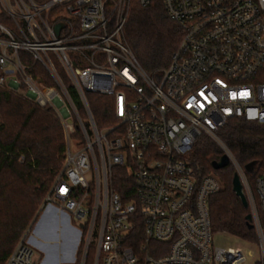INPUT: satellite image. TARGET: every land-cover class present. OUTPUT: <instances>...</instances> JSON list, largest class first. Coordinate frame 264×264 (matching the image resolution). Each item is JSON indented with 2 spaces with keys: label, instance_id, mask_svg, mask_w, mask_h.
<instances>
[{
  "label": "built area",
  "instance_id": "1",
  "mask_svg": "<svg viewBox=\"0 0 264 264\" xmlns=\"http://www.w3.org/2000/svg\"><path fill=\"white\" fill-rule=\"evenodd\" d=\"M161 3L181 37L167 66L147 72L122 36L130 0H0V84L18 89L23 83L24 94L61 122L63 165L45 203L79 222V264L92 239L93 264H245L240 248L212 245L208 198L221 185L213 174L197 178L188 155L207 134L236 165L216 133L233 118L264 124V0ZM20 50L54 85L26 73ZM85 92L113 97L114 126L97 129ZM113 166L131 173L128 200L113 188ZM236 172L258 236L254 264H264L256 204L243 170ZM255 186L264 212V172ZM4 264H34L25 238Z\"/></svg>",
  "mask_w": 264,
  "mask_h": 264
},
{
  "label": "trees",
  "instance_id": "2",
  "mask_svg": "<svg viewBox=\"0 0 264 264\" xmlns=\"http://www.w3.org/2000/svg\"><path fill=\"white\" fill-rule=\"evenodd\" d=\"M122 36L139 65L147 72H152L167 66L178 46L181 29L169 18L161 0H152L147 6H141L138 0H130ZM19 57L26 66V73L46 86L54 85L46 69L29 52L20 50ZM56 65L80 117L83 118L85 112L78 94L61 67ZM19 90L25 91L23 83H20L17 90L7 82L0 84V174L11 172L26 185L30 209L16 217L8 232L6 231L5 245L0 251V264H4L30 222L34 224L36 221V211L60 170L65 153L64 132L56 113L47 106L35 103ZM85 96L99 131L116 124L112 112V96L92 92H85ZM216 135L247 178L264 239V212L258 206L255 186L257 178L264 172V124L233 118ZM223 153L214 138L202 134L188 155L197 178L213 174L221 185L208 198L212 232H227L257 243L256 230L248 227L245 218L249 209L242 205L232 191L231 181L236 172L233 163L220 169L211 166V162L218 160ZM250 163L254 164L253 172H248L245 168ZM111 172L113 188L122 199L128 200L133 187L131 173L126 166H113ZM136 229L141 241L143 230L138 225ZM81 248L80 244L77 250L79 256ZM78 263L79 261L76 264ZM84 264H93V251L88 250Z\"/></svg>",
  "mask_w": 264,
  "mask_h": 264
},
{
  "label": "rangeland",
  "instance_id": "3",
  "mask_svg": "<svg viewBox=\"0 0 264 264\" xmlns=\"http://www.w3.org/2000/svg\"><path fill=\"white\" fill-rule=\"evenodd\" d=\"M19 91L23 92L21 90ZM85 118L86 116L84 115L83 119ZM62 165H63V161H62ZM62 165L58 173L55 175V177L61 172ZM236 167L239 166L237 164L234 165L235 171H236ZM46 194L44 195L36 211V215L38 216L41 212L42 206L46 204L45 203ZM28 195H29L28 192H26V185L22 183L19 179H17V177L13 173L7 172L5 174L4 173L0 174V251L3 249L5 245L4 235L8 232L10 228L9 226L11 225L13 220L16 217H18L21 213L29 211L30 202ZM72 223L77 225L76 220L73 221ZM32 226H33V222L31 221L30 224L22 233V235L20 236V238L18 239V241L21 238L26 237L28 231L31 230ZM95 245H96V240L92 239L89 250L93 251ZM212 245L214 247H220V248H240L244 253V255L246 256L245 264H254V261H257L260 257V252L256 243L246 241L236 235L227 232L214 231L212 234ZM80 256H82L81 253ZM80 256L79 254L77 255L76 253L77 262L79 261ZM40 258H41V253L36 249H33L34 264H41L42 261Z\"/></svg>",
  "mask_w": 264,
  "mask_h": 264
},
{
  "label": "crops",
  "instance_id": "4",
  "mask_svg": "<svg viewBox=\"0 0 264 264\" xmlns=\"http://www.w3.org/2000/svg\"><path fill=\"white\" fill-rule=\"evenodd\" d=\"M54 204H45L25 237L41 253V264H76L80 245L79 222ZM64 256V257H63ZM79 264V263H78Z\"/></svg>",
  "mask_w": 264,
  "mask_h": 264
},
{
  "label": "water",
  "instance_id": "5",
  "mask_svg": "<svg viewBox=\"0 0 264 264\" xmlns=\"http://www.w3.org/2000/svg\"><path fill=\"white\" fill-rule=\"evenodd\" d=\"M56 29L58 31L59 25L56 26ZM229 163H230L229 156L226 153H223L218 160H214L211 162V166L214 169H220V168L227 166ZM245 168L248 172H253L254 164L253 163L247 164ZM231 184H232V191L240 199L242 205L245 208H248L249 207L248 200L244 193L243 186H242L240 177L237 172H234ZM245 218H246L248 227H253V224L251 223V219H252L251 214L248 213Z\"/></svg>",
  "mask_w": 264,
  "mask_h": 264
}]
</instances>
